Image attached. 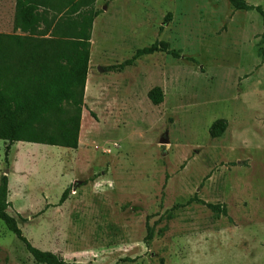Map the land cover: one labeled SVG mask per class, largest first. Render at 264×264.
Returning a JSON list of instances; mask_svg holds the SVG:
<instances>
[{
  "label": "rangeland",
  "instance_id": "374dc122",
  "mask_svg": "<svg viewBox=\"0 0 264 264\" xmlns=\"http://www.w3.org/2000/svg\"><path fill=\"white\" fill-rule=\"evenodd\" d=\"M242 6L264 0H57L30 36L0 0V34L34 41L99 13L78 149L21 142L6 156L0 140L8 213L34 247L67 264H264V22ZM156 42L180 57L107 71ZM0 264H36L1 221Z\"/></svg>",
  "mask_w": 264,
  "mask_h": 264
},
{
  "label": "trees",
  "instance_id": "16d2710c",
  "mask_svg": "<svg viewBox=\"0 0 264 264\" xmlns=\"http://www.w3.org/2000/svg\"><path fill=\"white\" fill-rule=\"evenodd\" d=\"M52 1L57 0H16L15 28L30 36L36 34L40 24L38 11L40 7L51 5ZM65 1L73 5L77 12L80 4L89 0ZM242 8L256 10L264 22V11L260 6ZM98 15L83 16V25L78 32L69 29L41 41L0 34V140L7 143L6 156L11 146L21 142L78 149L89 75L90 30ZM157 53L180 57L179 52L172 50L168 43L156 42L137 50L132 58L123 63L108 67L107 71L121 73L138 59ZM148 98L156 106L164 101L160 88L151 90ZM226 128L227 121L218 120L211 126L210 136L219 138ZM70 193V188L65 190L60 204L68 200ZM8 196L9 179L3 176L0 184V221L23 243L35 263L67 264L57 255L34 247L24 237L17 220L8 213L11 207ZM194 201L196 199L189 203ZM198 201L213 212L227 215V209L220 205Z\"/></svg>",
  "mask_w": 264,
  "mask_h": 264
},
{
  "label": "crops",
  "instance_id": "0c3cea01",
  "mask_svg": "<svg viewBox=\"0 0 264 264\" xmlns=\"http://www.w3.org/2000/svg\"><path fill=\"white\" fill-rule=\"evenodd\" d=\"M0 184H1V180H0Z\"/></svg>",
  "mask_w": 264,
  "mask_h": 264
},
{
  "label": "water",
  "instance_id": "95a60500",
  "mask_svg": "<svg viewBox=\"0 0 264 264\" xmlns=\"http://www.w3.org/2000/svg\"><path fill=\"white\" fill-rule=\"evenodd\" d=\"M163 142H165V141L163 140Z\"/></svg>",
  "mask_w": 264,
  "mask_h": 264
}]
</instances>
